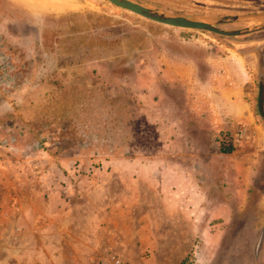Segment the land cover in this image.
<instances>
[{
	"label": "crops",
	"instance_id": "1",
	"mask_svg": "<svg viewBox=\"0 0 264 264\" xmlns=\"http://www.w3.org/2000/svg\"><path fill=\"white\" fill-rule=\"evenodd\" d=\"M53 7L51 1L39 4L44 12H55ZM196 43L198 52L165 54L158 61L160 74L151 75V127L162 143L151 148V161L103 159V169L111 167L107 173L84 160L82 169L92 168L93 174L74 179L73 189L61 196L60 172L71 180L77 158H34L0 148V249L8 254L7 263L73 261V253H84L85 238H92L94 247L113 250L130 264H147L139 243L151 244V264H163L161 256L170 260L177 249L183 252L181 264H190L193 254L199 264H210L207 257L220 241L212 232L231 217L228 213L264 209V179H258L264 107L257 60L232 48ZM162 93L172 103L171 113L184 121L173 124L163 117ZM239 125L250 131L251 141L231 154L219 153L212 135ZM130 178L132 186L125 182ZM150 178L151 213L141 206L135 185ZM263 243L261 238L256 257Z\"/></svg>",
	"mask_w": 264,
	"mask_h": 264
},
{
	"label": "rangeland",
	"instance_id": "2",
	"mask_svg": "<svg viewBox=\"0 0 264 264\" xmlns=\"http://www.w3.org/2000/svg\"><path fill=\"white\" fill-rule=\"evenodd\" d=\"M46 1L52 2L55 12L39 9V4ZM130 1L189 18L264 13V0ZM254 25V22H243L221 28L240 30ZM0 35V50L5 49L4 46L11 48L20 72L16 86L0 85V103L14 104L16 118L12 119L26 128L21 132L23 136L16 137L18 143L31 144L36 123L51 120L58 114L64 115V124L73 129L85 126L88 134L80 149L72 150V156L62 155L63 158H77L75 162L81 168L84 160H93V166L107 173L111 167L103 169L106 165L101 161L103 159L127 156L151 161V148L162 147L159 135L151 127V75L160 74L158 61L165 54L175 57L177 53L197 51L201 45L196 42H206L208 47L232 48L240 55L248 56L249 60H257L260 75L264 76V31L245 37L224 38L168 28L124 12L103 0H0ZM39 75L42 78H38ZM261 93L264 107V77ZM171 105L164 96L161 98L159 107L167 112L162 114L163 117L173 124L184 121L171 113ZM6 122L4 115L0 114V127ZM6 149L15 154L19 148ZM54 152V147L38 148L37 151L29 147L26 155L41 158ZM262 162L258 179H264ZM125 182L128 186L133 184L131 178ZM135 185L141 192V206L150 209L151 213V178ZM260 202H264V196ZM260 206L264 207V203ZM228 214L231 217H226L225 224L212 232L220 241L217 249L207 257L213 260L210 264H264V243L256 257L257 240L264 238L261 234L264 231V209ZM189 238L196 237L189 233ZM91 239L85 238L84 253H73V261L65 259L59 263L95 264L106 252L124 259L113 250L94 247ZM192 243H187L188 250ZM137 247L140 256L151 264V244L139 243ZM7 256L6 251L0 249V264H9ZM181 256L183 252L179 253L177 249L173 258L167 260L161 256L160 262L181 264L184 260L180 259Z\"/></svg>",
	"mask_w": 264,
	"mask_h": 264
},
{
	"label": "trees",
	"instance_id": "3",
	"mask_svg": "<svg viewBox=\"0 0 264 264\" xmlns=\"http://www.w3.org/2000/svg\"><path fill=\"white\" fill-rule=\"evenodd\" d=\"M4 47L5 49L0 50V85L3 83L4 85L11 84L16 86L19 84L18 79H20L19 68L16 63H14L12 58L11 48L6 46ZM39 72L40 70L38 68V73ZM39 77L40 75L38 78ZM263 77L264 76H261L259 72L260 89L262 88ZM40 78H42V76ZM14 111V104L13 106H9L7 102L0 103V114L4 115V118L8 121L3 127H0V148H19L18 153L22 155L28 154L29 147H31L32 150L37 151L38 148L44 150L47 146H49L51 148H55V152L53 154L59 156H72L73 152L71 151L80 149L83 146V138H85L88 134L85 126L73 129L70 125L62 122V119H64L65 116H60L58 114L51 120L35 124L34 130L31 133V144L18 143L16 137L23 136L21 132L26 128L16 120L12 119L16 118ZM259 111L261 118L264 120L263 109L261 108ZM47 141H49L48 145L46 144ZM260 245L261 238L256 244V250Z\"/></svg>",
	"mask_w": 264,
	"mask_h": 264
},
{
	"label": "water",
	"instance_id": "4",
	"mask_svg": "<svg viewBox=\"0 0 264 264\" xmlns=\"http://www.w3.org/2000/svg\"><path fill=\"white\" fill-rule=\"evenodd\" d=\"M110 5L151 23L168 28L199 31L224 38L245 37L264 31V13L232 15L212 18H189L169 11L143 6L130 0H103ZM254 22L255 25L240 30H225L221 26Z\"/></svg>",
	"mask_w": 264,
	"mask_h": 264
},
{
	"label": "built area",
	"instance_id": "5",
	"mask_svg": "<svg viewBox=\"0 0 264 264\" xmlns=\"http://www.w3.org/2000/svg\"><path fill=\"white\" fill-rule=\"evenodd\" d=\"M252 139L250 131L244 126L239 125L235 131H225L221 130L214 133L213 141L217 150L222 154H231L245 145H247ZM93 169L88 168L83 170L78 163H73L70 174L72 179L67 178V174L60 172V176L64 177V180L59 181V191L62 195H66L68 191L73 189L72 183L74 179L81 177L89 178L93 174ZM190 264H199L198 259L195 254H193L192 261H189ZM95 264H130L121 257L117 256L114 253L106 252L104 253Z\"/></svg>",
	"mask_w": 264,
	"mask_h": 264
}]
</instances>
